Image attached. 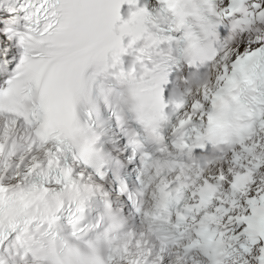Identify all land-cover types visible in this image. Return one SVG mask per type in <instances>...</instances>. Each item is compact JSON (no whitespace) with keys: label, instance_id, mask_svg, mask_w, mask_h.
<instances>
[{"label":"snow or ice","instance_id":"snow-or-ice-1","mask_svg":"<svg viewBox=\"0 0 264 264\" xmlns=\"http://www.w3.org/2000/svg\"><path fill=\"white\" fill-rule=\"evenodd\" d=\"M0 264H264V0H0Z\"/></svg>","mask_w":264,"mask_h":264}]
</instances>
